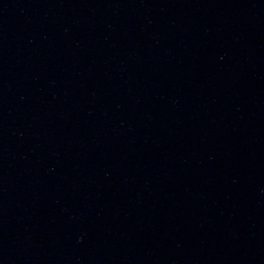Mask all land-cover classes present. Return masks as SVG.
I'll return each instance as SVG.
<instances>
[{
  "label": "water",
  "instance_id": "95a60500",
  "mask_svg": "<svg viewBox=\"0 0 264 264\" xmlns=\"http://www.w3.org/2000/svg\"><path fill=\"white\" fill-rule=\"evenodd\" d=\"M0 264H264V0H0Z\"/></svg>",
  "mask_w": 264,
  "mask_h": 264
}]
</instances>
